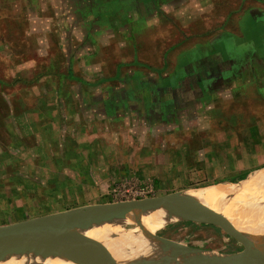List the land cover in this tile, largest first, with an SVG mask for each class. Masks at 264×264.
<instances>
[{
	"label": "crops",
	"instance_id": "obj_1",
	"mask_svg": "<svg viewBox=\"0 0 264 264\" xmlns=\"http://www.w3.org/2000/svg\"><path fill=\"white\" fill-rule=\"evenodd\" d=\"M262 83L264 0H0V85L60 94L117 139L118 127L124 140L150 139L130 150L150 157L153 172L172 164L189 172L191 157L195 166L216 159L218 172H245L250 159L220 165L223 148L245 135L244 118L217 113ZM121 166L130 174L134 163Z\"/></svg>",
	"mask_w": 264,
	"mask_h": 264
},
{
	"label": "rangeland",
	"instance_id": "obj_2",
	"mask_svg": "<svg viewBox=\"0 0 264 264\" xmlns=\"http://www.w3.org/2000/svg\"><path fill=\"white\" fill-rule=\"evenodd\" d=\"M258 41L255 40V45ZM262 85V91L257 93L255 87H251V91L235 96L234 99L240 102L224 103L223 108H218L217 116L244 118L245 123L242 121L244 124L239 127L245 128V135L238 142L231 141L234 147L229 144L228 152L223 148V160L220 156V165H236L235 168L250 159V165H241L245 169L242 173L216 171L213 169L216 159L212 165L195 166L196 158L193 157L186 158L187 162L193 163L189 172H179L181 167L173 164L165 166L169 172L160 171L161 165H155L153 172L150 157L140 158L131 152L142 143L150 146V139L124 140L125 135L119 127L114 129L118 131L117 139L115 134L103 131V127L110 126L107 122L105 125L95 115L82 116L79 107L67 108L68 103L60 99V94L30 93L26 88L24 92L16 91V87L10 90L0 85V226L82 206L187 192L210 186L208 184L215 181L239 179L237 176L243 173L252 174L264 167ZM2 93H7L11 106ZM38 98L40 104L35 106ZM22 101L24 108L20 107ZM238 128L236 126L235 131ZM129 135L139 138L136 134ZM199 143L196 140L193 144ZM210 157L203 156V164L209 163ZM182 159L185 158H174L173 163ZM141 160L143 164L138 162ZM130 161L134 167L130 174L124 173L121 164ZM207 168L212 169L203 170ZM138 224L122 226L125 230L136 231L148 223ZM166 225L159 238L200 249L210 256L242 252L248 245H256L253 239L246 241L219 227L179 221Z\"/></svg>",
	"mask_w": 264,
	"mask_h": 264
},
{
	"label": "water",
	"instance_id": "obj_3",
	"mask_svg": "<svg viewBox=\"0 0 264 264\" xmlns=\"http://www.w3.org/2000/svg\"><path fill=\"white\" fill-rule=\"evenodd\" d=\"M187 192L82 206L0 226V262L10 256L33 253L40 258L76 264H147L134 259L118 261L109 245L89 237L82 230L88 224L126 226L159 214L175 222L219 227L246 241L253 239L256 245H248L242 252L210 256L200 249L158 237L174 258L151 264H264V231L255 235L242 232L223 212L187 196Z\"/></svg>",
	"mask_w": 264,
	"mask_h": 264
},
{
	"label": "bare ground",
	"instance_id": "obj_4",
	"mask_svg": "<svg viewBox=\"0 0 264 264\" xmlns=\"http://www.w3.org/2000/svg\"><path fill=\"white\" fill-rule=\"evenodd\" d=\"M244 187L223 182L204 189H192L187 196L204 205L221 211L242 232L259 234L264 231V170L254 174L242 184ZM139 222L138 220L132 223ZM175 222L156 214L144 217L138 225L146 224L138 230H125L122 225L88 224L83 232L98 241L109 245L115 258L123 262L134 259L151 264L160 260H172V252L164 249L158 235L166 224ZM166 223V224H165ZM163 239V238H162ZM0 264H76L68 260L40 258L35 254L14 255L3 259Z\"/></svg>",
	"mask_w": 264,
	"mask_h": 264
},
{
	"label": "trees",
	"instance_id": "obj_5",
	"mask_svg": "<svg viewBox=\"0 0 264 264\" xmlns=\"http://www.w3.org/2000/svg\"><path fill=\"white\" fill-rule=\"evenodd\" d=\"M248 175H249V173L242 174V175L239 177L238 180L232 179V180H228V182H237V181L244 180V179H246V178L248 177ZM225 181H227V180H225ZM219 182H221V181H215V182H213V183H211V184H208V185L217 184V183H219ZM203 187H204V186H203Z\"/></svg>",
	"mask_w": 264,
	"mask_h": 264
}]
</instances>
